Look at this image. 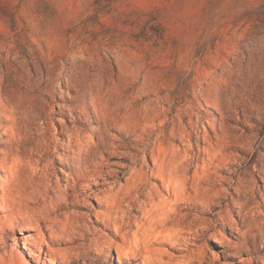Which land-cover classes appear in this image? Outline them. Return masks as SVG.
Wrapping results in <instances>:
<instances>
[{"label": "clouds", "instance_id": "obj_1", "mask_svg": "<svg viewBox=\"0 0 264 264\" xmlns=\"http://www.w3.org/2000/svg\"><path fill=\"white\" fill-rule=\"evenodd\" d=\"M0 264H264V0H0Z\"/></svg>", "mask_w": 264, "mask_h": 264}]
</instances>
